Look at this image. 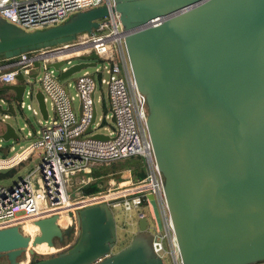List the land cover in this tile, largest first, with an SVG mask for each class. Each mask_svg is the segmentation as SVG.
Wrapping results in <instances>:
<instances>
[{"label": "water", "instance_id": "1", "mask_svg": "<svg viewBox=\"0 0 264 264\" xmlns=\"http://www.w3.org/2000/svg\"><path fill=\"white\" fill-rule=\"evenodd\" d=\"M111 10L118 13L133 80L145 96L146 130L182 264L264 261V0H113ZM107 15L105 6L94 7L34 30L0 17V56L90 33ZM96 57L81 56L57 79L93 66L87 60ZM60 63L50 66L57 70ZM23 88L0 86L15 99ZM34 99L45 119L39 89ZM4 112L15 115L12 100L0 104ZM0 124L1 139L19 140L15 127L1 118ZM73 216V243L29 264H163L152 251L145 217L135 220L129 242L112 251L115 223L106 204L77 207ZM56 220L55 213L34 219L32 238L17 225L0 228V256L20 264L36 245L61 242L69 229Z\"/></svg>", "mask_w": 264, "mask_h": 264}, {"label": "built area", "instance_id": "2", "mask_svg": "<svg viewBox=\"0 0 264 264\" xmlns=\"http://www.w3.org/2000/svg\"><path fill=\"white\" fill-rule=\"evenodd\" d=\"M99 6H105L108 15L98 19L97 27L90 33H77L69 41L0 59V86L24 85L21 98L12 99L15 110L25 108L32 115H40L38 108L24 101L25 98L34 97L37 89L42 93L46 110L47 100L51 110V115L47 111L45 119L37 120V133L28 131L25 134L27 137L33 136L32 140L20 146L12 155L0 157V168H7L18 164L32 150H41L40 160L32 171L11 186L0 185V228L17 225L20 231L27 234L23 229L25 221L33 224L34 219L53 213L57 214L56 222L62 228L63 225L58 223L61 214L73 208L101 203L106 204L110 211L117 207L123 211L134 208L138 219L145 217L143 209L148 208V196L151 195L161 221V229L153 227L154 232H150L152 251L161 260L166 255L169 264H182L146 130L145 96L138 91L133 80L123 41V28L118 13L111 10L113 0H0V17L21 29L34 30L59 24L75 12ZM91 53L97 56L87 60L95 63L89 67L93 69L92 72L81 68L80 75L72 85L57 79L60 71L72 65L70 58ZM59 61L61 63L57 70L50 66ZM35 62L37 64L34 66ZM17 75L22 76L19 82ZM31 79L39 84L34 92L25 87V83H30ZM97 85L106 87L107 109L101 118L96 116L95 103L103 106L101 96L94 99ZM67 86L73 87V94L67 91ZM75 99L77 106L74 107ZM10 100L0 97V104L4 107ZM93 108L95 113L91 121ZM8 116L5 112L0 114L1 120ZM87 127L90 132L85 133ZM98 127L104 132L94 133ZM92 134L105 138H94L90 136ZM8 150L12 151L13 146H9ZM127 157L142 159L145 172L136 182L132 181L128 169L121 170L126 174L115 178L108 188L101 187L92 193L73 196L97 177L75 179L70 185V175ZM37 184L41 188L38 196ZM66 216L67 224H71V217Z\"/></svg>", "mask_w": 264, "mask_h": 264}, {"label": "rangeland", "instance_id": "3", "mask_svg": "<svg viewBox=\"0 0 264 264\" xmlns=\"http://www.w3.org/2000/svg\"><path fill=\"white\" fill-rule=\"evenodd\" d=\"M1 58H3V57L0 56V59ZM82 60H84V59H82L80 57L70 58V62L72 64L79 62V61H82ZM63 65H65V63ZM85 69L88 70L89 72H92V70H93L89 67H85ZM80 72L81 71H78V72H75V73L67 76L66 78L62 79L61 82H65V83L68 82L72 85L74 83V79L78 75H80ZM38 86H39V84L37 82H35L33 79L30 80V83H25V87L27 89H30L32 92H34L35 89L38 88ZM66 88L70 94H73L74 89L72 86H67ZM105 90H106L105 85H101V86L97 85V89L94 92V99L95 100L98 98V96H101L103 98V103H102L103 106L100 105V103H97V102L95 103L97 118H101L107 109ZM12 95H13V93L9 90H3L2 92H0V96H2L4 99L6 97V98H10L12 100L13 99ZM24 101H25V103H30L33 108H35V109L37 108L36 101H35L33 96L30 98H25ZM73 106L74 107L77 106V99H75L73 101ZM46 107H47L48 113L51 115V110H50L48 100L46 101ZM40 118L41 117L38 113L35 115H32L31 111L26 110L25 108L22 111H19L18 109H16V113L14 116H8L7 118H5L4 120L6 122H8L9 124H11L13 127H15V129L17 130L19 140L18 141H11V140L5 141V140L0 138V155L2 157H8V156L12 155L14 152H16L19 149V147L24 145L27 141L32 140L33 136L27 137V136H25V134L28 131L30 133H34V132L37 133L38 132L39 126H38L37 120ZM22 126H23V128L20 129V127H22ZM1 130H2V126L0 124V132H1ZM101 132H104V130H102L101 127L94 129V133H101ZM9 146H13L12 151L8 150ZM40 154H41L40 149H34L28 154V156L25 159H22L18 164H16L8 172L0 173V185L11 186L18 179H20L23 175L32 171L40 160ZM142 163L143 162H142V159L140 157H127V158H123V159L113 160L108 164L101 165L99 168H90L87 172L79 171L76 174H72L69 177V182L71 185L75 179L78 181L82 178H86V177H90V176H96L97 177L96 180L99 181L100 187H102L103 189H106L111 185V183H113V181H115V175H116L115 172H117V171H114L115 169L127 168L133 177L135 175V172H137L140 169H143ZM103 172H107V173L96 175L98 173H103ZM119 173L120 174H118V175H121V176L126 174L124 171H121ZM136 180L137 179H133L132 181L136 182ZM37 192H41V188H40L39 184L36 185V195L38 196ZM79 195H81L80 191L77 192L76 194H74L73 196L77 197ZM148 198H149L150 204H149L148 208L143 209V212L145 214V219L147 220V226H148L147 230L149 232H154L153 227L161 229V221H160L158 209H157V206L155 204L153 197L150 195V196H148ZM111 211L114 215L113 217H114L115 235H116V240H115L114 246L112 248V251H116V250H119L120 248L124 247L129 242L133 233L136 232V227L134 224V222L136 220V216H135L136 215V209L131 208L128 211H123L120 207H117V208H112ZM64 214L65 215L67 214L69 217H71V224H67V220H64L65 222H64L63 227H62V228H68L69 227L70 230L72 231L70 236L67 238V241H65L66 243L68 242L71 245L74 241V238H75L76 232H77L76 222H75V220H72V216L74 214V208L71 209L70 211H66ZM36 233H37V231L34 234H36ZM66 243H64V244H66ZM64 244L63 243H55L53 246V249H51V250H41L38 248H34V250L36 252H35V254H33V257H35L36 259H40V258H46L50 254H56L57 252L62 250V248L66 247ZM43 251H47V252H43ZM30 257L31 256H29L27 253L22 254V256L19 257L20 264H29ZM162 262H163V264H169V261H168V258L166 255L162 256ZM0 264H6L4 257L3 258L0 257ZM258 264H264V261H261Z\"/></svg>", "mask_w": 264, "mask_h": 264}, {"label": "trees", "instance_id": "4", "mask_svg": "<svg viewBox=\"0 0 264 264\" xmlns=\"http://www.w3.org/2000/svg\"><path fill=\"white\" fill-rule=\"evenodd\" d=\"M2 91L3 90L0 89V92H2ZM0 97H2V96H0ZM126 169L127 168H120V169H115L114 171H117L118 172L120 170H126ZM117 172H116L115 178L116 179H119L120 176L118 175L119 173H117ZM144 172L145 171H144V167H143V169H140L137 172H135V175L133 177H132V175L130 173L132 180L133 179H139V178H141L144 175ZM106 173L107 172H103V173H98L96 175L106 174ZM100 188L101 187H100L99 181L98 180H95V181L89 183L88 185L82 186L79 191L81 192V194L85 195V194H88V193H92V192L98 191Z\"/></svg>", "mask_w": 264, "mask_h": 264}, {"label": "bare ground", "instance_id": "5", "mask_svg": "<svg viewBox=\"0 0 264 264\" xmlns=\"http://www.w3.org/2000/svg\"><path fill=\"white\" fill-rule=\"evenodd\" d=\"M127 170V169H126ZM124 170V171H126ZM65 219L68 220L67 216L65 214H61V216L58 218V223H60L61 219ZM23 229L25 231V233L29 234L32 238L33 234L36 232V227L29 221H25V223L23 224ZM35 248L41 249V250H51L53 249V247H47L45 245V243H40L38 245H36Z\"/></svg>", "mask_w": 264, "mask_h": 264}, {"label": "flooded vegetation", "instance_id": "6", "mask_svg": "<svg viewBox=\"0 0 264 264\" xmlns=\"http://www.w3.org/2000/svg\"><path fill=\"white\" fill-rule=\"evenodd\" d=\"M65 219L63 218V219H61L60 220V224L61 225H63L64 224V221ZM63 230H66V229H69V231H67V232H63V237H62V241L61 242H58V240L56 239L55 240V243H66L65 241H67V238L70 236V234L72 233V231L70 230V228L68 227V228H62ZM66 247H64V248H62V250H64V249H66V248H68L69 246H70V243H66V244H64ZM62 250H60V251H62ZM43 252H47V251H43ZM1 258H5V261H6V264H7V260H6V257H5V255H1L0 256ZM30 259H32V260H34V259H36L35 257H33V255H31V257H30ZM41 259V258H40Z\"/></svg>", "mask_w": 264, "mask_h": 264}, {"label": "crops", "instance_id": "7", "mask_svg": "<svg viewBox=\"0 0 264 264\" xmlns=\"http://www.w3.org/2000/svg\"><path fill=\"white\" fill-rule=\"evenodd\" d=\"M26 157H27V156H26ZM26 157H25V158H26ZM25 158H24V159H25Z\"/></svg>", "mask_w": 264, "mask_h": 264}]
</instances>
